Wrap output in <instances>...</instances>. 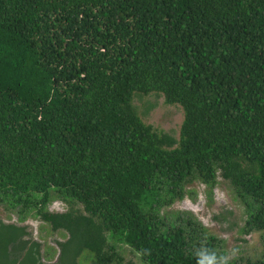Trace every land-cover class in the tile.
<instances>
[{"label":"trees","instance_id":"obj_1","mask_svg":"<svg viewBox=\"0 0 264 264\" xmlns=\"http://www.w3.org/2000/svg\"><path fill=\"white\" fill-rule=\"evenodd\" d=\"M150 93L182 107L178 138L138 114ZM218 176L264 230V0H0V204L67 232L58 264H122L119 242L198 264L206 229L156 208ZM27 235L0 219V264H42Z\"/></svg>","mask_w":264,"mask_h":264},{"label":"rangeland","instance_id":"obj_2","mask_svg":"<svg viewBox=\"0 0 264 264\" xmlns=\"http://www.w3.org/2000/svg\"><path fill=\"white\" fill-rule=\"evenodd\" d=\"M133 103L145 123L150 124L158 133L179 137L184 118L183 109L179 104H168L163 95L155 93L136 94ZM66 207L58 198L52 199L47 206L48 210L53 212L65 211ZM156 212L167 224L178 225L183 220L182 223L186 226V221L190 219L205 228L206 234L202 235L201 240L206 248L207 240L212 242L213 252L217 256L216 264L222 262L221 257H226L227 261L241 262L264 259V230L247 229L248 215L243 203L228 181L220 176L217 177L214 187L199 179L186 183L183 197H175L171 202L166 198L157 206ZM0 219L7 224L26 227L28 235L25 239L37 241L41 245L39 258L42 264H58V242L67 237L66 231L52 230L34 211L20 213V206L13 207L7 200L0 204ZM210 237L215 240L211 241ZM199 238L200 233L196 242ZM117 251L124 259L122 264L129 261L136 264L141 262L138 252L125 243L119 242ZM91 259L92 255L84 252L80 262L88 264Z\"/></svg>","mask_w":264,"mask_h":264},{"label":"clouds","instance_id":"obj_3","mask_svg":"<svg viewBox=\"0 0 264 264\" xmlns=\"http://www.w3.org/2000/svg\"><path fill=\"white\" fill-rule=\"evenodd\" d=\"M200 259L198 264H216L217 256L214 252H208V250H201L199 253ZM222 264H226L227 258L221 257Z\"/></svg>","mask_w":264,"mask_h":264}]
</instances>
